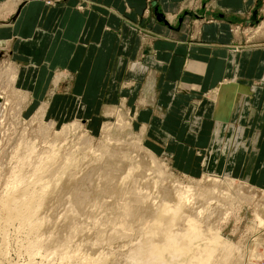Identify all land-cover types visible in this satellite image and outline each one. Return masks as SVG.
<instances>
[{"label": "rangeland", "instance_id": "374dc122", "mask_svg": "<svg viewBox=\"0 0 264 264\" xmlns=\"http://www.w3.org/2000/svg\"><path fill=\"white\" fill-rule=\"evenodd\" d=\"M7 54L4 47L0 51V95H7L10 104L0 110V264L263 263L264 189L232 179L231 164L227 162L241 136L239 121L246 105L240 110L242 103L239 105L237 98L242 93L233 84L228 83L223 92L219 88L215 93L218 109L213 157L207 151L209 161L204 171L190 174L175 166L173 156L165 150L169 133L159 132V150L151 147L152 136L157 135L147 131L150 125L155 126L151 116L141 118L127 102L130 112L118 105L115 114L102 111L91 119L71 117L51 124L46 114L41 116L39 107L30 116H23L29 98L12 95V87L5 86L3 68ZM14 86L24 92L32 87L27 90V84L26 89L17 83ZM119 112L125 121L123 129L117 128ZM74 120L70 132H62L63 125ZM186 120L188 127L196 122L194 115ZM105 123L107 129L111 123L112 141L102 128ZM143 123L147 129L141 142L152 149L162 174L152 162L150 151L137 146ZM133 163H139V169H131ZM48 173L51 178L46 177ZM173 178L195 186L203 195L198 204L165 209V202L161 201L165 197L160 192L169 188L167 183ZM39 194H45L39 200L40 206L29 214ZM174 197L171 193L168 198ZM199 206L202 213L196 215L195 208ZM186 215L193 219L186 222ZM254 248L263 255L252 258Z\"/></svg>", "mask_w": 264, "mask_h": 264}, {"label": "crops", "instance_id": "0c3cea01", "mask_svg": "<svg viewBox=\"0 0 264 264\" xmlns=\"http://www.w3.org/2000/svg\"><path fill=\"white\" fill-rule=\"evenodd\" d=\"M0 39L18 87L34 77L23 116L41 103L55 123L127 102L155 124L142 137L156 132L159 150L169 133L165 150L190 174L213 157L215 93L233 84L246 105L230 176L264 189V0H0Z\"/></svg>", "mask_w": 264, "mask_h": 264}, {"label": "bare ground", "instance_id": "6f19581e", "mask_svg": "<svg viewBox=\"0 0 264 264\" xmlns=\"http://www.w3.org/2000/svg\"><path fill=\"white\" fill-rule=\"evenodd\" d=\"M7 43L5 42V40H3V39H0V51H2V49L5 47V45H6ZM5 57V56H4ZM7 58V57H6ZM0 59H1V56H0ZM5 66H4V68H3V74H5V76H6V83H5V86L6 87H12L11 88V92H13L12 93V95H17V96H23V97H28V92L26 91V92H24V91H22V90H20V89H17L14 85L17 83V75H18V67H17V65L12 61V60H10L9 58L7 59V61L5 62ZM33 76V75H32ZM57 77H61L60 76V74H56L55 75V79L56 80H58L57 79ZM33 81H34V77L32 78V80H30V83H29V86L28 87H30V86H32V84H33ZM27 87V88H28ZM6 90V89H5ZM28 90V89H27ZM5 93V92H4ZM10 99H9V97L7 96V95H0V110H2V109H5L6 108V105H8V104H10V101H9ZM218 100H221V98H218ZM245 101H246V99H245ZM80 103V100L78 101L77 100V104H78V107H80V106H82L83 104H79ZM38 106H39V108H40V110H41V116L42 117H44L45 116V106L44 107H42V104L41 103H39L38 104ZM118 109V108H117ZM82 110H85V106L83 105V109ZM119 110V109H118ZM117 112V110H116V108L115 107H112L111 109H109L108 110V112L110 113V114H115L116 112ZM244 113V112H243ZM76 114V113H75ZM236 114V113H235ZM78 115V114H77ZM116 116V115H115ZM117 116H118V118H119V120H118V123H117V128H122L123 129V127L125 126L124 124H123V115H122V113H117ZM78 119V118H77ZM79 120V119H78ZM52 122H54V121H51V124H52ZM128 122V121H127ZM75 123H76V120H74V121H72V123L71 124H69V125H63V127H62V132H65V133H67V132H70V130L72 129V127H74L75 126ZM116 123V122H115ZM124 123H125V121H124ZM235 123V122H234ZM110 125H111V123H110ZM109 125V127L111 128V126ZM52 126V125H51ZM115 126V125H114ZM127 126H130V125H127ZM71 128V129H70ZM102 128L105 130L106 129V136H108V138L110 139L111 137L110 136H113V135H111V133H110V128L109 129H107V127H106V123L102 126ZM113 129H116V128H113ZM125 129H126V127H125ZM120 131H121V129H120ZM105 132V131H104ZM103 135H105V134H103ZM114 137V136H113ZM141 138H142V135H140L139 136V138H137V146L138 147H141L142 148V150L143 149H146L147 151H150V155H151V159H152V162H154V164H156L157 166H158V168L157 169H159L158 170V173L159 174H162L163 173V171L162 170H160V167H159V164H158V161H156L157 160V157H155L154 155H153V153H151V150L149 149V148H147V147H145V146H143V144H142V142H141ZM112 139V138H111ZM110 139V140H111ZM117 139V138H116ZM116 139H115V141H116ZM106 140H107V138H106ZM118 140V139H117ZM112 141V140H111ZM110 141V142H111ZM135 143V142H134ZM218 143V142H217ZM108 144V143H107ZM111 144V143H110ZM114 144V143H113ZM109 146V145H108ZM108 146H106V147H108ZM105 147V146H104ZM236 147V146H235ZM234 147V148H235ZM237 148V147H236ZM106 149H108V148H106ZM145 150V151H146ZM112 151V150H111ZM113 152V151H112ZM110 153V152H109ZM235 153V152H234ZM67 155V154H66ZM46 156H48V155H46ZM129 156V155H128ZM228 156V155H227ZM49 157V156H48ZM123 157H125V156H123ZM126 157H127V155H126ZM130 157V156H129ZM128 157V158H129ZM42 158H44V157H42ZM57 158V157H56ZM128 158H126V159H128ZM51 159H52V157H51ZM64 159H66L65 157H63V161H64ZM40 160V159H39ZM48 160V159H47ZM53 160V159H52ZM51 160V161H52ZM56 160V159H55ZM51 161H48V163H50ZM62 161V160H61ZM40 162H42V161H40ZM44 162H46L45 161V159H44ZM54 162V161H53ZM52 162V163H53ZM131 162V161H130ZM61 164L63 163V162H60ZM136 163V162H135ZM135 163H133V165L131 166V169H135V168H138L139 169V163H137V164H135ZM42 164V163H41ZM65 164H67V163H64V166H65ZM40 166H42V165H40ZM62 166H63V164H62ZM133 167V168H132ZM135 167V168H134ZM63 168V167H62ZM42 169V168H41ZM45 170V169H44ZM64 170V169H63ZM141 170V169H140ZM130 171V170H129ZM137 171V170H136ZM136 171H134L135 173H136ZM138 172V171H137ZM51 173V172H50ZM50 173H48V176L46 175V177H50L49 176V174ZM53 173V172H52ZM60 173H61V170H60ZM60 173H59V175H60ZM129 173V172H128ZM128 173H127V175H128ZM132 173V172H131ZM43 174V173H42ZM54 174V173H53ZM53 174H51V175H53ZM136 174H139V172L138 173H136ZM55 175V174H54ZM53 175V176H54ZM59 175H57V176H59ZM130 175H132V174H130ZM130 175H128V176H130ZM52 176V177H53ZM133 176V175H132ZM43 177V176H42ZM40 178V179H43V178ZM44 177H45V174H44ZM55 177V176H54ZM134 177V176H133ZM132 177V178H133ZM51 178V177H50ZM57 178V177H56ZM127 178H129V177H127ZM218 178V177H217ZM125 179H126V177H125ZM131 179V178H130ZM14 180V179H13ZM135 180H136V178H135ZM134 180V181H135ZM217 179L216 178H214V180L213 181H216ZM226 180V179H225ZM42 181V180H41ZM51 181V180H50ZM49 181V182H50ZM133 181V180H132ZM218 181V180H217ZM42 182H45V180H43ZM52 182V181H51ZM51 182L49 183L50 185H51ZM136 182H137V180H136ZM135 182V183H136ZM158 182H163V180L162 179H159L158 180ZM170 182V183H169ZM134 183V182H133ZM48 184V183H47ZM48 184V185H49ZM53 184V183H52ZM216 184H217V182H216ZM46 185V184H45ZM162 185H164V184H162ZM214 185H215V183H214ZM12 186H14V185H12ZM47 186V185H46ZM166 185H164L163 187H165ZM167 186H169V188L167 189H165L164 188V192H160V194H162V195H164V197L165 198H162L161 199V201H163V202H165L164 203V206H166V210H168V209H181V208H184L185 206H192L193 207V204H198V200H200V199H202L203 198V195H201V193L200 192H198V191H196V189H195V186H193V185H189V184H183L181 181H178V180H176L175 178H173V179H171V181H168V183H167ZM166 186V187H167ZM246 186H250V185H246ZM15 187V186H14ZM47 187H49V186H47ZM163 187L161 188V189H163ZM216 187V186H215ZM252 188H256V187H253V186H251ZM11 189V188H10ZM134 189V188H133ZM217 189V188H216ZM11 190H13V189H11ZM26 190V189H25ZM137 190V189H136ZM140 190H138V192H139ZM163 191V190H162ZM22 193L24 192V191H21ZM27 193L29 192V191H26ZM26 192H24V193H26ZM44 192V191H43ZM42 192V193H43ZM141 192V191H140ZM19 193V192H18ZM45 194H47L46 193V191L44 192ZM136 193V192H135ZM134 193V194H135ZM175 194V197L174 198H168L169 197V195L170 194ZM12 195H14L13 193H11ZM29 194V193H28ZM31 195H33L32 193H30ZM29 194V196H31ZM45 194H43V196L45 195ZM143 194V193H142ZM41 194H39L38 196L40 197H35V199H38L37 201V203H36V200H35V207L34 208H31V209H29L28 210V213L29 214H34V211H36L37 210V207L38 206H40V204L39 203H41V202H39V200L43 197V196H40ZM136 195V194H135ZM137 195H138V193H137ZM129 196V195H128ZM139 196H140V193H139ZM144 196V195H143ZM148 196V195H147ZM146 196V197H147ZM17 197V196H16ZM16 197H15V199H16ZM32 197V196H31ZM137 197V196H136ZM145 197V196H144ZM143 197V198H144ZM19 198V197H18ZM34 198V197H33ZM122 198H123V196H122ZM143 198H142V200H143ZM5 199V198H4ZM14 199V200H15ZM135 199V198H134ZM144 199H147V198H144ZM174 199H176L175 201H173ZM14 200H10L9 201V203L10 204H12L13 203V201ZM19 200V199H18ZM18 200H15V202L16 201H18ZM42 200V199H41ZM40 200V201H41ZM142 200H140V201H142ZM208 199H206L205 201H207ZM6 202H7V200H5ZM5 201H4V204H5ZM144 201H146V200H144ZM160 201V200H159ZM159 201H157V202H159ZM160 201V202H161ZM1 202V201H0ZM22 202V201H21ZM24 202V201H23ZM153 202V201H152ZM197 202V203H196ZM209 202V201H208ZM8 203V202H7ZM19 203V202H18ZM127 203V202H126ZM125 203V204H126ZM231 203V202H230ZM14 204V203H13ZM26 205H27V203H25ZM38 204V205H37ZM129 204V203H128ZM133 204V203H132ZM143 204V203H142ZM153 204V203H152ZM154 204H155V202H154ZM20 206H22V208H23V205L20 203L19 204ZM26 205H24L25 207H27ZM34 205V204H33ZM37 205V206H36ZM228 205V204H227ZM12 206V205H11ZM142 206V205H141ZM8 207H10L9 205H8ZM14 207H16V205L14 206ZM19 206H17V208H18ZM200 207V206H199ZM22 208L20 209V210H22ZM130 208V207H129ZM135 208V207H134ZM8 210H12V211H14V209L13 208H7ZM19 209V208H18ZM27 209V208H26ZM25 209V210H26ZM123 209V208H122ZM20 210H18V211H20ZM134 210V209H133ZM203 210V209H202ZM16 211V210H15ZM27 211V210H26ZM170 213V212H169ZM195 213H196V215H199V214H201L202 212H201V207L198 209V208H195ZM227 213V212H226ZM10 214H13L12 212H10ZM15 214H17V213H15ZM24 214V213H23ZM18 216V215H17ZM20 216V215H19ZM23 216V215H22ZM135 216V215H134ZM186 216H188L187 218H186V222L187 221H190L191 219H193L192 217H189V215H186ZM7 217V216H6ZM259 217V216H258ZM17 218V217H16ZM127 218H128V216H127ZM196 217L194 216V219H195ZM260 218V217H259ZM262 218V217H261ZM21 220V219H20ZM28 220V219H27ZM27 220H25L26 222H27ZM260 220V219H259ZM24 221V220H23ZM29 221H31V220H29ZM28 221V224L30 223ZM127 220H125V222H126ZM41 222V221H40ZM262 222H264L263 220H262ZM21 223H22V221H21ZM33 223V222H32ZM261 223V222H260ZM7 224H8V222H7ZM25 224V223H24ZM123 224V223H122ZM26 225V224H25ZM34 225V224H33ZM29 226V225H28ZM31 226V225H30ZM38 226V225H37ZM121 227H124V225L123 226H121ZM30 228V227H29ZM33 228V227H32ZM126 228V227H125ZM37 229V228H36ZM75 229V228H74ZM76 229H77V227H76ZM163 229V228H162ZM164 229H165V227H164ZM167 229V228H166ZM39 230V229H38ZM127 230V229H126ZM117 231V230H116ZM163 231H165V230H163ZM118 232V231H117ZM117 232H116V234H117ZM159 232H160V230H159ZM162 232V231H161ZM164 233V232H163ZM162 234V233H161ZM114 235H115V233H114ZM158 235H160V234H158ZM36 236V235H35ZM258 255H260V256H262V253H260V252H256V249L254 248L253 249V251L250 253V256L252 257V258H255V257H257ZM259 256V257H260ZM87 258V257H86ZM239 258V257H238ZM219 260H222V259H219ZM94 261V260H93ZM223 261V260H222ZM88 262V261H87ZM90 263V262H89ZM88 263V264H89ZM94 264V263H93Z\"/></svg>", "mask_w": 264, "mask_h": 264}, {"label": "built area", "instance_id": "2783aa9c", "mask_svg": "<svg viewBox=\"0 0 264 264\" xmlns=\"http://www.w3.org/2000/svg\"><path fill=\"white\" fill-rule=\"evenodd\" d=\"M263 254H264V251H263ZM263 254H262V255H263ZM262 264H264V258H263V263H262Z\"/></svg>", "mask_w": 264, "mask_h": 264}]
</instances>
